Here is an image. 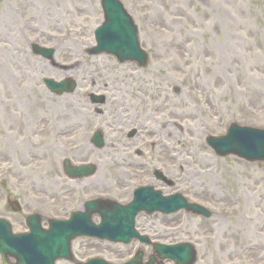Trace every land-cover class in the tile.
Listing matches in <instances>:
<instances>
[{
  "label": "rangeland",
  "instance_id": "1",
  "mask_svg": "<svg viewBox=\"0 0 264 264\" xmlns=\"http://www.w3.org/2000/svg\"><path fill=\"white\" fill-rule=\"evenodd\" d=\"M121 1L138 24L147 68L87 53L103 18L99 0H0V216L20 232L29 213H63L51 205L53 195L72 209L84 195L81 181L59 171L65 157L97 162L103 188L87 181L86 194L113 192L124 201L130 187L155 184L149 169L164 167L175 186L156 187L180 191L213 217L141 214L140 232L192 242L198 264H251L247 246L264 264V162L217 156L206 142L233 121L264 128V0ZM34 45L53 49V57L36 54ZM45 78H70L77 87L56 95ZM91 94L104 95L105 103L92 102ZM131 127L136 139L126 137ZM96 129L102 149L87 145ZM63 188L72 191L62 195ZM81 243L73 252L84 259ZM135 246L114 249L122 255Z\"/></svg>",
  "mask_w": 264,
  "mask_h": 264
},
{
  "label": "water",
  "instance_id": "2",
  "mask_svg": "<svg viewBox=\"0 0 264 264\" xmlns=\"http://www.w3.org/2000/svg\"><path fill=\"white\" fill-rule=\"evenodd\" d=\"M103 7L106 22L96 30L98 44L93 47L92 52L112 53L121 62L135 60L141 66H147L148 56L140 48L138 30L132 17L118 0H103ZM37 51L47 57L53 53L51 49L37 48ZM45 82L58 94L72 92L76 87V83L71 79L60 82L45 79ZM208 142L222 156L234 153L249 161L264 160V130L241 127L233 123L226 135L209 137ZM91 170L92 166L72 168L67 163V171L72 175L89 174ZM93 205L95 203L92 207ZM183 206L194 212L211 216L209 211L196 204L188 205L186 202L171 201V199L163 201L159 196L155 197V194L150 193V189H146L137 195V199L130 207H116L114 204L116 220H110L113 219L112 213H104L107 220L99 226L93 225L90 215H86V218L77 217L68 222L50 220V229L43 231L40 215L36 214L28 218L32 229L29 234L14 235L10 224L0 219V254L4 264H12L9 263V258H14L15 264H55L58 258L72 259L70 244L78 235L88 234L116 241H129L131 235L137 236L133 223L134 216L139 210L153 212L163 209L165 212H172ZM158 248H162L160 254L162 258L170 257L178 264H192L196 260V251L191 245L158 246Z\"/></svg>",
  "mask_w": 264,
  "mask_h": 264
},
{
  "label": "flooded vegetation",
  "instance_id": "3",
  "mask_svg": "<svg viewBox=\"0 0 264 264\" xmlns=\"http://www.w3.org/2000/svg\"><path fill=\"white\" fill-rule=\"evenodd\" d=\"M131 128H129V130H128L127 134H126V137H128L129 139L130 138L136 139V137H138V136H136L138 134V131L131 133V131L133 130V129L131 130ZM148 134L149 135L151 134V129H148ZM53 147H55V146H53ZM137 152L139 154L141 153L140 150H137ZM52 163L54 165L52 167V169L54 170V173H55L54 176H55V178L57 176H59L58 173H59V171H61L62 176H64V178L67 179L68 181H74V180L81 181V183H84L85 186H87V184H88L87 181H94V180H96L97 183H99L98 186H97L98 189L102 190V188H103V182H100L99 176H97L98 169H99L98 166H96L95 173L92 176L84 177V178H80V179H70V178L67 177V175H66V173L64 171V167H63V162L62 161H61V164H60V170L59 171H58L57 163H56V161L54 159H53V162ZM162 168L165 169L164 167H162ZM163 169L160 170V171H162V173L164 172ZM134 177H138V175L135 174ZM154 177H155V179H157L158 182H161V184H163V185H168L169 184L168 182H166L164 180H159L157 178V176H156L155 173H154ZM173 185H171V186H173ZM168 186H170V185H168ZM84 190H86V188H84ZM71 191L72 190H70L69 188H63L62 190H60V192H62L61 193L62 195L63 194H69ZM96 191H98V190H96ZM51 198H52V204L51 205L55 209H59L60 210L61 205L59 204L60 202L58 201L59 200V196L56 194V195H53ZM83 201H80L79 206H81L83 204ZM62 207H64V213H65V215H68L69 214V212H68L69 211V207L66 206V205H64ZM81 248L82 249L85 248V252H87V255L86 256H88V254H90L89 253L90 252L89 249H91V251H93V252L94 251L98 252V255H104V256L107 255L112 260L113 259H116V258H120L123 255V254L122 255H119L120 253H119V250L118 249H114V248H110V247H105L104 243H102V242L100 243V242L94 241V240L83 241L81 243ZM245 248H246L245 250H247L246 254L244 255V257L246 258V260H249L251 262V264H261L260 259H262V258L260 256L253 257V256L250 255V251L253 249V247H245ZM232 257L233 258H238V256H234V254L233 255L232 254H229V258H232ZM230 262H232V260H230ZM68 264H70V263H68Z\"/></svg>",
  "mask_w": 264,
  "mask_h": 264
},
{
  "label": "bare ground",
  "instance_id": "4",
  "mask_svg": "<svg viewBox=\"0 0 264 264\" xmlns=\"http://www.w3.org/2000/svg\"><path fill=\"white\" fill-rule=\"evenodd\" d=\"M89 44H90V43H89ZM89 44H88V45H89ZM164 127H168V128H169V126H167L166 123L163 124V128H164ZM169 131H170V130L168 129V132H167V135H168V136H169ZM86 148H89V147H86Z\"/></svg>",
  "mask_w": 264,
  "mask_h": 264
}]
</instances>
